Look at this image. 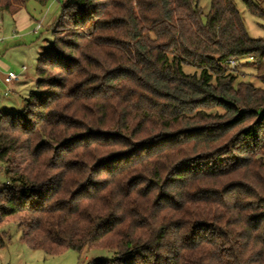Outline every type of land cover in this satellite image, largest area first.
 Segmentation results:
<instances>
[{
  "label": "trees",
  "instance_id": "trees-1",
  "mask_svg": "<svg viewBox=\"0 0 264 264\" xmlns=\"http://www.w3.org/2000/svg\"><path fill=\"white\" fill-rule=\"evenodd\" d=\"M199 2L63 4L35 91L0 112V225L47 254L114 251L89 264H264V89L236 68L264 69V39L234 0L205 20Z\"/></svg>",
  "mask_w": 264,
  "mask_h": 264
},
{
  "label": "rangeland",
  "instance_id": "rangeland-1",
  "mask_svg": "<svg viewBox=\"0 0 264 264\" xmlns=\"http://www.w3.org/2000/svg\"><path fill=\"white\" fill-rule=\"evenodd\" d=\"M67 0H49L46 5L35 1H28L26 4L21 0H12V8L0 16L3 21V32L0 37L5 38V46L0 49V57L6 59L7 63L23 70V65L28 68L26 74L30 73L37 79L36 68L38 64L39 51L46 48L52 42V25L60 16L63 4ZM73 1V0H71ZM241 16L244 18L245 26L249 36L264 39V18L254 15L247 8L244 0H234ZM28 12L31 19L39 20L33 29L37 34L25 37V40L18 39L21 30L15 32L14 18L11 12L16 13L23 8ZM211 0H200L199 6L203 12V19L209 12ZM30 19V20H31ZM43 20V21H42ZM39 25V28H38ZM19 26V25H18ZM10 37H13L11 40ZM238 80L250 82L258 88L264 89V69H256L254 61L242 60L237 65ZM187 72L190 67L184 66ZM23 80V79H22ZM25 87L13 90L9 95L3 93L0 88V112L9 110L11 112L22 111L26 105V99L30 92L35 91V85H30V79L26 80ZM6 88V86H4ZM4 88V89H5ZM220 111V110H218ZM9 174L0 161V187L7 183ZM17 220H8L0 225V233L7 232V237L0 239V264H89L92 260H104L113 257L114 251L102 247H91L83 251L65 250L56 254H47L41 249L30 247L22 239V230L17 226ZM3 236V235H2Z\"/></svg>",
  "mask_w": 264,
  "mask_h": 264
},
{
  "label": "crops",
  "instance_id": "crops-1",
  "mask_svg": "<svg viewBox=\"0 0 264 264\" xmlns=\"http://www.w3.org/2000/svg\"><path fill=\"white\" fill-rule=\"evenodd\" d=\"M26 5H25V8H23L22 10L16 12V13H13L11 12V17L14 18V22L16 23L15 25V32L16 33H19L18 31L21 30V33H19L20 35L16 36L18 39H23L25 40V37H28L30 36L31 34H37L36 33V29H33L34 26L37 24L36 22H38L39 20H33L31 19V17L29 16L28 12L26 11ZM7 11L5 12H0V16L1 15H4ZM31 19V20H30ZM43 21V20H42ZM2 23L3 21L0 19V34L3 32V29H2ZM19 25V26H18ZM19 29V30H18ZM18 30V31H17ZM13 37H10L9 39L11 40ZM5 38L4 37H0V49L2 47H6L7 48V45L5 46ZM42 52L39 51V54ZM39 57V56H38ZM11 64V63H10ZM7 63L6 59H3V57H0V70L2 71H6V70H13L15 72H17L19 74V79L17 81H15L14 83L10 84L8 87L9 89L11 90V93L13 90H16L17 88H24L25 87V84H26V80L27 79H30V85L31 84H34L36 83V78L34 77V75L30 73L26 74V72L28 71V68L26 67V69H21V71H17L18 69L15 68L16 67V64L14 66L10 65ZM25 65H23L24 67ZM22 67V68H23ZM23 79V80H22ZM5 85L3 84H0V88L2 87L3 88V93H4V87ZM7 96V95H6ZM9 111V110H8Z\"/></svg>",
  "mask_w": 264,
  "mask_h": 264
},
{
  "label": "built area",
  "instance_id": "built-area-1",
  "mask_svg": "<svg viewBox=\"0 0 264 264\" xmlns=\"http://www.w3.org/2000/svg\"><path fill=\"white\" fill-rule=\"evenodd\" d=\"M39 28V25H38ZM253 58L250 57L249 60H252ZM237 61L236 60H230L228 61V64L232 67H235L237 65ZM23 69H26V66L23 67ZM19 79V74L13 70H6V71H2L0 70V84H3L6 86L5 90H4V94L5 95H9L11 93V90L9 89V85L14 83L15 81H17Z\"/></svg>",
  "mask_w": 264,
  "mask_h": 264
}]
</instances>
